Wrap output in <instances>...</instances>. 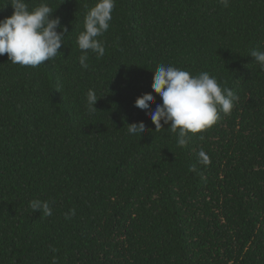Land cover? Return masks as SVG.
Segmentation results:
<instances>
[{
    "label": "trees",
    "instance_id": "16d2710c",
    "mask_svg": "<svg viewBox=\"0 0 264 264\" xmlns=\"http://www.w3.org/2000/svg\"><path fill=\"white\" fill-rule=\"evenodd\" d=\"M26 2L47 3L68 33L37 67L0 56V264H264V71L250 55L264 50V0H116L87 69L76 39L97 0ZM162 63L239 96L186 147L134 106L143 93L162 103L151 88ZM141 121L146 133L130 135Z\"/></svg>",
    "mask_w": 264,
    "mask_h": 264
},
{
    "label": "clouds",
    "instance_id": "9594fccd",
    "mask_svg": "<svg viewBox=\"0 0 264 264\" xmlns=\"http://www.w3.org/2000/svg\"><path fill=\"white\" fill-rule=\"evenodd\" d=\"M224 7H228L229 0H219ZM116 0H97L88 9L83 24V30L77 36L76 43L82 54L79 63L87 69L89 50L98 57L105 54L104 43L98 39L110 28L112 11ZM13 13L0 19V56L7 54L8 60L21 66L37 67L45 61L56 57L61 48L68 28L61 23L59 16L53 17L54 10L47 3H40L29 10L26 0H11ZM250 55L264 71V50L253 49ZM152 91L157 94L162 103H156V96L143 93L134 101V106L144 111L155 130L163 128V124L170 125L171 133L176 136L178 147H186L188 134L200 133L213 126L219 119V112L230 114L239 101L236 92L223 87L217 78L207 71L193 75L190 72L172 65L160 64L154 70L151 84ZM99 98L93 89L86 93V107L89 114L97 111L95 107ZM156 104L154 110L150 105ZM144 122L128 124V133L137 135L146 133ZM198 162L205 165L210 163L209 156L203 149L198 152ZM190 171L196 172L192 165ZM34 211H42L45 216L52 215V208L47 200L34 199L29 202ZM75 215V209L65 214V219ZM53 253L58 250L51 248ZM53 264H56L55 258Z\"/></svg>",
    "mask_w": 264,
    "mask_h": 264
}]
</instances>
